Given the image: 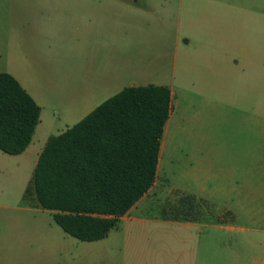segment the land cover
<instances>
[{
  "label": "rangeland",
  "instance_id": "374dc122",
  "mask_svg": "<svg viewBox=\"0 0 264 264\" xmlns=\"http://www.w3.org/2000/svg\"><path fill=\"white\" fill-rule=\"evenodd\" d=\"M132 1L0 0V71L26 78L42 107L27 158L0 150V264H161L162 248L175 243L176 226L165 217L174 218L177 188L192 180V111L206 104L210 79V0ZM92 10L103 19L87 42L92 27L82 16ZM111 57L129 70L95 92L82 70ZM151 83L174 92L157 183L132 218L103 239L81 241L54 221L55 211L37 205L31 180L38 153L123 87Z\"/></svg>",
  "mask_w": 264,
  "mask_h": 264
},
{
  "label": "crops",
  "instance_id": "0c3cea01",
  "mask_svg": "<svg viewBox=\"0 0 264 264\" xmlns=\"http://www.w3.org/2000/svg\"><path fill=\"white\" fill-rule=\"evenodd\" d=\"M102 19L96 10L82 16L92 27L85 32L87 42L99 34L96 26ZM207 43V100L192 111L187 171L192 180L179 184L174 218L165 217L176 226L175 243L162 248L161 264H264V0H210ZM96 67L83 69L81 75L94 84L95 92L111 89L129 70L125 64L121 70L113 57L96 60ZM10 74L32 96L30 82ZM31 143L10 155L27 158ZM162 145L161 140L160 152ZM157 179L120 220L132 218Z\"/></svg>",
  "mask_w": 264,
  "mask_h": 264
},
{
  "label": "trees",
  "instance_id": "16d2710c",
  "mask_svg": "<svg viewBox=\"0 0 264 264\" xmlns=\"http://www.w3.org/2000/svg\"><path fill=\"white\" fill-rule=\"evenodd\" d=\"M171 110L168 86H128L50 137L32 178L37 205L55 211L54 221L81 241L107 237L154 185ZM40 114L20 82L0 72V150L25 151Z\"/></svg>",
  "mask_w": 264,
  "mask_h": 264
},
{
  "label": "bare ground",
  "instance_id": "6f19581e",
  "mask_svg": "<svg viewBox=\"0 0 264 264\" xmlns=\"http://www.w3.org/2000/svg\"><path fill=\"white\" fill-rule=\"evenodd\" d=\"M171 116V115H170Z\"/></svg>",
  "mask_w": 264,
  "mask_h": 264
}]
</instances>
